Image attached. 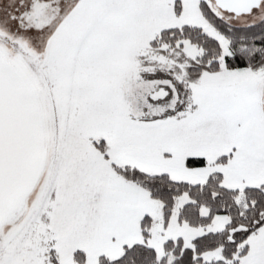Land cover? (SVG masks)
Returning <instances> with one entry per match:
<instances>
[{"label":"snow or ice","instance_id":"1","mask_svg":"<svg viewBox=\"0 0 264 264\" xmlns=\"http://www.w3.org/2000/svg\"><path fill=\"white\" fill-rule=\"evenodd\" d=\"M0 264H264V0H0Z\"/></svg>","mask_w":264,"mask_h":264}]
</instances>
